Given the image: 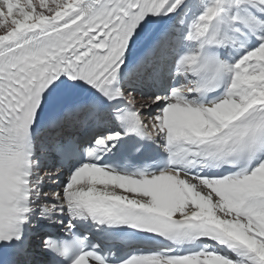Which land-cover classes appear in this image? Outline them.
<instances>
[{"label": "snow or ice", "instance_id": "obj_1", "mask_svg": "<svg viewBox=\"0 0 264 264\" xmlns=\"http://www.w3.org/2000/svg\"><path fill=\"white\" fill-rule=\"evenodd\" d=\"M0 264H264V0H0Z\"/></svg>", "mask_w": 264, "mask_h": 264}, {"label": "bare ground", "instance_id": "obj_2", "mask_svg": "<svg viewBox=\"0 0 264 264\" xmlns=\"http://www.w3.org/2000/svg\"><path fill=\"white\" fill-rule=\"evenodd\" d=\"M51 187H55V185H52Z\"/></svg>", "mask_w": 264, "mask_h": 264}, {"label": "rangeland", "instance_id": "obj_3", "mask_svg": "<svg viewBox=\"0 0 264 264\" xmlns=\"http://www.w3.org/2000/svg\"><path fill=\"white\" fill-rule=\"evenodd\" d=\"M51 186V185H50Z\"/></svg>", "mask_w": 264, "mask_h": 264}]
</instances>
